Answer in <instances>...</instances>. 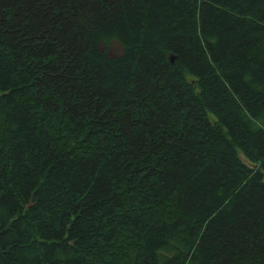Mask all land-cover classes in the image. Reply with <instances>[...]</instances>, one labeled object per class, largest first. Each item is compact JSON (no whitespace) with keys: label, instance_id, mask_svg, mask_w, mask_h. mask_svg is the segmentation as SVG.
<instances>
[{"label":"trees","instance_id":"obj_1","mask_svg":"<svg viewBox=\"0 0 264 264\" xmlns=\"http://www.w3.org/2000/svg\"><path fill=\"white\" fill-rule=\"evenodd\" d=\"M0 264H264V0H0Z\"/></svg>","mask_w":264,"mask_h":264},{"label":"rangeland","instance_id":"obj_2","mask_svg":"<svg viewBox=\"0 0 264 264\" xmlns=\"http://www.w3.org/2000/svg\"><path fill=\"white\" fill-rule=\"evenodd\" d=\"M119 48H118V46H117V44L116 43H112L111 45H110V47H109V51H110V53H114L116 50H118ZM239 157L242 159V161L244 162V163H246V164H249V162H248V160L241 154V153H239Z\"/></svg>","mask_w":264,"mask_h":264}]
</instances>
